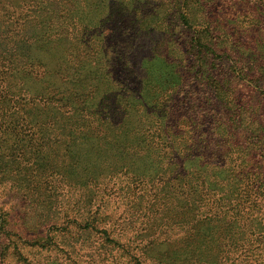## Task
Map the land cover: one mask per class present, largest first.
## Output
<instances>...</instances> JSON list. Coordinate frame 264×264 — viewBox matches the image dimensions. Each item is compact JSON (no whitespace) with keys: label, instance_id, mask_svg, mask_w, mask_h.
I'll return each instance as SVG.
<instances>
[{"label":"trees","instance_id":"obj_1","mask_svg":"<svg viewBox=\"0 0 264 264\" xmlns=\"http://www.w3.org/2000/svg\"><path fill=\"white\" fill-rule=\"evenodd\" d=\"M152 34L176 76L157 104L126 66ZM37 42L76 70L64 89L28 85ZM0 162L18 198L1 249L24 261L94 245L115 264H264V0H0Z\"/></svg>","mask_w":264,"mask_h":264},{"label":"rangeland","instance_id":"obj_2","mask_svg":"<svg viewBox=\"0 0 264 264\" xmlns=\"http://www.w3.org/2000/svg\"><path fill=\"white\" fill-rule=\"evenodd\" d=\"M87 13L88 22L92 23L96 15L94 8L88 7ZM155 36V34H152L139 37L126 54V66L132 70L139 79L137 85L140 88V93L143 95L142 97H144L148 104H157L160 95L176 84V76L174 75L173 68L164 63L156 55V50L154 48ZM61 50L62 49L55 46H47V48L44 49L41 42H37L33 45L30 60L33 62L31 73L34 78L28 76L27 79V83L32 90L35 91L41 86V88H44L51 84L59 86L61 90L65 88V84H63L64 76L65 79L74 80L77 78V74L75 73L76 70L70 68L66 63V54L64 55V52L62 53ZM117 74L123 76V79L126 77L123 73L118 72ZM84 75L85 74L82 73L81 76L82 78L85 77V82H90V77ZM73 77L75 78L73 79ZM32 79L39 80L35 81ZM98 84L104 92L115 88V81L113 82L110 79L107 80L106 77L100 78ZM75 90L78 91L79 88L77 85L73 84L70 91L73 92ZM96 97L97 98L90 100L91 104L97 102L98 96ZM8 167L7 164H2L0 162V178L9 174L10 170ZM91 174L103 173L101 169L96 168V170H92ZM6 185H10V183ZM6 185L0 186V205L8 209L13 207L18 208V198L13 195L15 192L9 190V186ZM105 185L107 186L106 193L102 196L111 202L108 208L110 211H113L115 217V181ZM81 191L82 189L80 187L73 188L74 193H79ZM10 219L8 225L9 230L16 231L20 233L22 238L28 239V233L19 231V227L15 223L16 219L13 216L12 218L10 217ZM4 243L5 241L0 240V264H115V251L112 252L111 255L103 257L93 251L98 250L94 245H84L82 251H80L78 255L69 258L61 256L53 251H45L24 246V248H22V253L26 258V261H24L20 259L11 248L4 249V252H2L1 245Z\"/></svg>","mask_w":264,"mask_h":264}]
</instances>
